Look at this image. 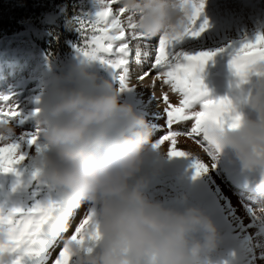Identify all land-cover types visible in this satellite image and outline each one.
Masks as SVG:
<instances>
[{
    "label": "clouds",
    "instance_id": "9594fccd",
    "mask_svg": "<svg viewBox=\"0 0 264 264\" xmlns=\"http://www.w3.org/2000/svg\"><path fill=\"white\" fill-rule=\"evenodd\" d=\"M120 4L136 31L147 37L179 30L185 22L177 0ZM233 105L234 111L246 108L255 118L242 116L231 130L209 124L207 147L217 158L231 150L248 172L262 170L255 191L264 198V81L254 83L243 103L234 93ZM36 123L47 149L31 161L39 179L57 191L64 208H96L98 250L87 254L74 247L79 264H207L205 258L219 244L216 225L198 208L180 211L145 194L150 183L143 174L146 163L167 152L153 147L150 123L122 102L112 82L91 75L84 63L76 65L67 78L50 84ZM12 131L0 125V137ZM64 216L57 212L49 228L59 231Z\"/></svg>",
    "mask_w": 264,
    "mask_h": 264
},
{
    "label": "snow or ice",
    "instance_id": "6c2138e0",
    "mask_svg": "<svg viewBox=\"0 0 264 264\" xmlns=\"http://www.w3.org/2000/svg\"><path fill=\"white\" fill-rule=\"evenodd\" d=\"M97 3L99 10L94 16L71 21L83 41V46L76 47L78 57L103 65L119 92L133 87L132 61L140 67L147 64V71L138 80L154 75L153 88L158 81L178 97L173 103L169 93L162 91L159 101L165 107L155 113L156 122L152 125L161 135L153 147L161 149L167 142L169 157H185L193 154L178 147L179 138L186 137L214 160L207 147L206 127L213 124L221 130H231L239 126L242 114L233 110L234 93H240L243 103L251 95L254 83L264 81V32L258 31L251 40L245 37L238 45H221L214 36L206 35L210 24L201 19L206 0H177L185 21L179 30L147 37L136 31L133 17L120 0ZM217 58L227 59L229 94L212 98L203 74ZM153 98L156 100L154 95ZM40 102L36 98L35 103ZM39 113L40 108H36L31 115L37 117ZM27 119L12 97L0 96V125L13 129L8 136L0 137V175H14L17 179L12 193H25L20 201H12L11 196L0 197V264H79L73 248L78 246L92 254L101 239L96 208H64L57 191L39 179V170L32 168L31 161L34 153L47 149L40 143L37 123L31 131L16 132V127ZM161 120L163 124L159 123ZM194 168L196 176L208 171V166L199 160ZM57 212L65 216L60 230L53 231L49 225ZM56 249L58 254L52 257L51 252Z\"/></svg>",
    "mask_w": 264,
    "mask_h": 264
},
{
    "label": "rangeland",
    "instance_id": "374dc122",
    "mask_svg": "<svg viewBox=\"0 0 264 264\" xmlns=\"http://www.w3.org/2000/svg\"><path fill=\"white\" fill-rule=\"evenodd\" d=\"M83 1L85 3V0ZM91 3L93 4V8L90 13L87 11L83 14V9H80L75 11L74 17L83 18L94 16L99 10V5L97 0H86V5L88 7L92 5ZM207 4V8L210 5V9H208L205 18L209 21L210 28L209 33L206 35L214 36L221 45L229 43L238 45L243 38L247 37L249 40L254 39L257 31L264 29V0H209ZM214 6L217 7L216 12H212L211 8H214ZM13 39L17 42H30L34 45L39 54L43 56L47 70L52 73L53 80H64L71 74L76 65L84 63L87 71L91 75L98 79L112 82L109 72L103 65L98 62L83 61L81 57H78L76 49L74 50L75 53L72 60H59L56 64H53L33 41H25L26 39H19L17 37H13ZM141 69L142 67L138 66L136 63L132 68L133 71L137 70L143 72ZM203 75L204 83L210 90L212 98L223 97L229 94L228 84L230 74L226 58H217L214 64H209L206 67ZM27 80L29 81L26 89V91L28 90L27 94L26 96H21V101L18 103L25 115L31 112L36 106L39 107L33 102V100L39 96V78L31 74ZM46 82L50 84L52 80L48 79ZM152 84L153 82L150 83V85ZM156 84L158 86L161 85L158 81ZM148 85L149 84L120 92L122 102L132 104L134 95L136 93L138 95H145L148 90ZM160 91H166L169 95H172L170 89L166 87L161 88ZM45 93L46 92H44V94ZM143 99L144 98L138 100L137 103H140ZM171 100L173 103L177 101L173 97H171ZM134 108L139 115L144 116L148 120L152 127L156 122V116L152 115L151 118L150 116L142 114L136 104ZM143 112L146 114V109H143ZM241 114L246 118H255L246 108H241ZM31 120L36 119L32 117ZM153 132L154 134L159 133L161 135L160 132H156L154 129ZM179 143L192 144L194 142L186 137H180ZM165 144L168 147L167 142ZM163 150L165 151L166 148H163ZM231 154L233 156L228 158V164L231 168V174L234 180H238L240 177L251 180L257 174L262 173V170L259 169L254 173L244 170L240 163L237 164L238 160L235 158L234 154L232 152ZM160 163L161 162H159L158 165H150L144 170L143 174L147 176L150 181L145 194L149 198L159 201L167 207H172L180 211H183L186 207L198 208L214 222L219 231L220 239L217 249L205 258L207 264H262L264 254L257 251L259 257L257 256L254 250L256 247L253 246L251 238L248 235L240 237L234 234L233 227L227 219L223 206L211 189L206 185L201 175L196 176V172L186 167L188 163L182 158L174 157L172 158V162L167 163L168 165H162ZM16 179L17 178L12 174L0 175V197L11 196L12 201H20L24 198L25 193L22 190L12 193V187L16 183ZM196 238H200L199 235H197ZM95 250H98V247ZM58 251L59 249L52 251L51 256L54 257L57 255Z\"/></svg>",
    "mask_w": 264,
    "mask_h": 264
},
{
    "label": "bare ground",
    "instance_id": "6f19581e",
    "mask_svg": "<svg viewBox=\"0 0 264 264\" xmlns=\"http://www.w3.org/2000/svg\"><path fill=\"white\" fill-rule=\"evenodd\" d=\"M208 1L209 0H206L204 15L201 19H206V14L208 9H210V5L207 8ZM216 8V6L211 8L212 12H216ZM259 31L264 32V29H260ZM78 43L83 45L82 40L78 41ZM134 62L133 60L130 64V84L133 86L132 88H139L141 85L149 84L147 92L151 93L150 97L146 95L143 97L146 106H143L144 100L140 101L142 108L154 112L162 111L165 105L162 102L160 103L159 98L162 95L160 88L163 85L161 84L158 86L155 83V88H152L153 84L150 85V83L154 81V75L146 77L143 81L138 80V77L142 75L144 71H147L148 65L145 64L144 67H142L141 70H143V72L137 70L133 71ZM31 74L39 78L38 97L41 99L44 92L48 90L50 84L53 82L52 73L47 70L43 57L39 55L35 47L28 42L6 41L0 43V96H10L19 103L21 101L19 94L26 90L25 88L29 84L27 79ZM48 79L52 80L50 84L46 82ZM27 91L23 96H26ZM153 95L156 97V100H154ZM170 97H173L175 100L178 99L174 94L170 95ZM35 100L36 99H34L33 102H35ZM38 106L39 107L36 106L31 112L26 114L28 119L25 121L24 125L16 127V132L18 134L22 131H31L35 128L36 120H31V113L36 108H40V104ZM159 122L163 124L162 120ZM159 136V133H155L154 136H152L153 145L157 142ZM204 143L206 144V142ZM197 145L196 143H178L180 149L191 151L193 154L175 158H182L185 160L188 163L186 167L195 172L194 164L197 160L208 166V171L201 173L206 185L211 189L223 206L227 219L233 227L234 234L240 237L248 235L251 238L253 246L256 247L254 250L259 257L257 251L264 254V198L256 194L255 185L259 182L262 173L257 174L256 177L251 180H247L243 177L234 180L231 176V169L228 164L229 152L231 150L225 151L221 156L218 158L215 157L213 160L199 145ZM163 148H166L165 152H167L166 144L162 146V149ZM172 158L174 157H169L167 154L164 155L163 158L152 157L146 163L144 170L150 165H158L159 162H161L160 164L162 165H168L167 163L172 162ZM213 164L215 165L214 167ZM237 164H239L238 161ZM262 264H264V259L262 260Z\"/></svg>",
    "mask_w": 264,
    "mask_h": 264
},
{
    "label": "trees",
    "instance_id": "16d2710c",
    "mask_svg": "<svg viewBox=\"0 0 264 264\" xmlns=\"http://www.w3.org/2000/svg\"><path fill=\"white\" fill-rule=\"evenodd\" d=\"M80 9L83 14L88 11L83 0H0V40L30 36L34 41H47L44 48L53 53L64 54L81 40L71 24Z\"/></svg>",
    "mask_w": 264,
    "mask_h": 264
}]
</instances>
